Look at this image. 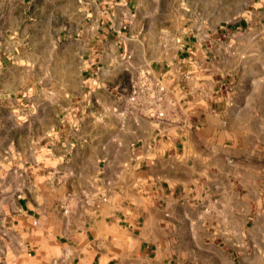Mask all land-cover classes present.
I'll list each match as a JSON object with an SVG mask.
<instances>
[{
    "label": "crops",
    "instance_id": "obj_1",
    "mask_svg": "<svg viewBox=\"0 0 264 264\" xmlns=\"http://www.w3.org/2000/svg\"><path fill=\"white\" fill-rule=\"evenodd\" d=\"M164 1L0 0V71L26 40L51 47L37 137L0 144V264H250L264 63L239 68L244 34L155 48Z\"/></svg>",
    "mask_w": 264,
    "mask_h": 264
},
{
    "label": "rangeland",
    "instance_id": "obj_2",
    "mask_svg": "<svg viewBox=\"0 0 264 264\" xmlns=\"http://www.w3.org/2000/svg\"><path fill=\"white\" fill-rule=\"evenodd\" d=\"M155 16L158 17L155 18L153 30L155 48L159 45L161 49L173 50L178 45L176 37L184 31L201 35L216 34V32L244 34L243 40L233 41L235 47H244L249 51L247 54L237 56L238 62H244L239 68L257 73L259 66L261 64L263 66L264 0H165ZM162 17L164 23L158 20ZM21 46L22 50L18 49L14 54H10L6 68L0 71V80L4 79V92L0 95V144L2 145L8 142L17 143L21 141L19 139L28 143L37 137V119L32 116L36 105L34 99L43 90V86L38 84L48 74V71L43 69L50 61L51 47L39 46V40L35 38L24 41ZM62 47L64 45L59 44L58 48ZM14 102H19V107ZM14 111L24 113L22 116L25 118L22 119L24 127L18 128L13 125L7 127L12 123L7 112ZM0 154L4 155L1 149ZM262 233L251 232V236H259V244L250 247V264H264Z\"/></svg>",
    "mask_w": 264,
    "mask_h": 264
}]
</instances>
